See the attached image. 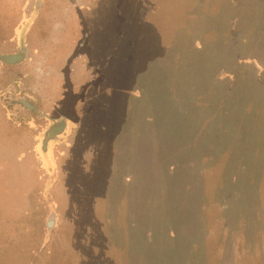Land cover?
Returning a JSON list of instances; mask_svg holds the SVG:
<instances>
[{"label": "rangeland", "instance_id": "obj_1", "mask_svg": "<svg viewBox=\"0 0 264 264\" xmlns=\"http://www.w3.org/2000/svg\"><path fill=\"white\" fill-rule=\"evenodd\" d=\"M90 5L0 0V264H264V0Z\"/></svg>", "mask_w": 264, "mask_h": 264}, {"label": "crops", "instance_id": "obj_2", "mask_svg": "<svg viewBox=\"0 0 264 264\" xmlns=\"http://www.w3.org/2000/svg\"><path fill=\"white\" fill-rule=\"evenodd\" d=\"M92 1H94V0H79V4L81 5V4H84V6H86V7H90L91 5H90V3H92ZM105 1V0H104ZM72 7V6H71ZM72 9H73V11H72V14L70 15V17L71 18H74V20H76V18L75 17H77V14H76V11H75V8L74 7H72ZM92 9V8H91ZM84 13H87V11L86 10H82ZM85 17H86V15H85ZM60 18V19H59ZM87 19V18H86ZM52 23L53 24H55V25H57L58 23H60V20L61 21H63L62 20V18L61 17H59L58 15H57V17L56 16H53L52 17ZM71 23V22H70ZM72 23H75V22H72ZM74 26L77 28V24L75 23L74 24ZM68 32H70V31H68Z\"/></svg>", "mask_w": 264, "mask_h": 264}, {"label": "trees", "instance_id": "obj_3", "mask_svg": "<svg viewBox=\"0 0 264 264\" xmlns=\"http://www.w3.org/2000/svg\"><path fill=\"white\" fill-rule=\"evenodd\" d=\"M16 57L15 56H9L7 60H4L5 63L11 64L15 62ZM23 106H25L27 109H29L30 112H36V108L34 106H31L29 103H22Z\"/></svg>", "mask_w": 264, "mask_h": 264}, {"label": "flooded vegetation", "instance_id": "obj_4", "mask_svg": "<svg viewBox=\"0 0 264 264\" xmlns=\"http://www.w3.org/2000/svg\"><path fill=\"white\" fill-rule=\"evenodd\" d=\"M106 5H107V3H106ZM20 58H21V55H16L15 62H16L17 60H19Z\"/></svg>", "mask_w": 264, "mask_h": 264}]
</instances>
